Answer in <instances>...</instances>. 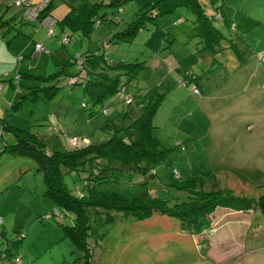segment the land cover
I'll return each mask as SVG.
<instances>
[{"label":"rangeland","instance_id":"obj_1","mask_svg":"<svg viewBox=\"0 0 264 264\" xmlns=\"http://www.w3.org/2000/svg\"><path fill=\"white\" fill-rule=\"evenodd\" d=\"M12 1L0 0V21L15 23L8 31L0 29V55L15 31L14 40L22 47L14 62L0 63L3 121L35 132L48 148L71 147L69 136L79 137L80 145L107 137L100 125L124 103L113 95L100 109L101 103H92L83 83L70 78L78 62H59L49 52L73 55L105 49L109 62H141L128 81L130 93L147 85L164 93L153 123L156 136L170 151L158 168L159 176L146 179L126 172L100 182V188L165 194L172 180L204 189L229 187L256 198L264 193V0H200L209 15H215V3L219 5L232 24L214 21L225 37L210 69L213 55L198 51L195 14L184 0H122L117 5L103 0L98 11L105 14L104 21L88 35L59 23L49 33L26 18L24 5ZM79 1L52 0L51 12L60 19ZM154 2L155 16L147 17L131 39L112 36L139 7ZM65 33L68 40L60 46ZM35 42L43 48L35 50ZM189 68L197 77L186 76L188 83L183 85L181 75ZM5 137L12 140L13 133H3L0 144ZM85 174L84 169H74L64 173V180L73 192H80ZM43 189V175L33 158L0 153V264H87V256L89 264H264L263 216L225 206H216L209 214L210 227L195 234L181 229L177 217L159 212L114 221H105L102 213L91 220L90 254L85 255L64 232L63 224L72 221V214L56 206ZM172 192L168 195L186 197L185 191Z\"/></svg>","mask_w":264,"mask_h":264},{"label":"trees","instance_id":"obj_2","mask_svg":"<svg viewBox=\"0 0 264 264\" xmlns=\"http://www.w3.org/2000/svg\"><path fill=\"white\" fill-rule=\"evenodd\" d=\"M108 1L110 5H117L122 0ZM102 3L103 0H80L77 5L70 6L60 19L56 18L57 23L62 27L66 25L72 31H80L88 35L92 27L99 26L104 21L105 14H100L98 11ZM51 4L52 0L44 7L43 13L52 14ZM155 4V2L147 3L139 7L135 17L125 27L114 31L112 36L131 39L139 28L144 26L147 17L155 16L151 14ZM184 4L195 14L194 34L199 37L198 51H207L213 55L209 66L211 68L216 59L214 54L222 48L221 40L225 37L214 21L220 19L230 27L232 24L216 3L215 15L207 14L200 0H184ZM0 26L3 27L1 21ZM59 44L64 45L65 41L60 40ZM229 45L238 53L234 43ZM49 52L59 62L60 60L62 63L65 60L78 62V71L70 76L78 77L92 103H101L100 109L105 108L104 101L113 95L123 102L117 96V90L121 85L127 86L131 76L137 73L141 64L140 61L109 62L106 60L105 49L78 51L73 55L62 50ZM186 71L185 75H181L180 81L184 79L188 82V79L197 76L193 72L191 74L189 70ZM121 75H125L126 78L121 80ZM186 76L189 78L186 79ZM131 94L133 101L123 102L124 105L116 114L106 117L100 125V128L108 133L107 137L65 149L48 148L35 132L20 129L0 118L2 127L0 140L3 133L8 131L13 133L12 140L1 142L0 153L6 151L9 154L28 155L33 158L36 168L43 175L42 193L56 206L72 214V221L63 224L64 232L72 242L84 250L85 255L90 254L87 238L91 233V220L97 215L101 216L102 213L105 221H114L120 216L144 219L154 212H159L177 217L179 227L193 234L210 227L209 214L216 206L240 211L251 210L253 216L256 212L260 213L264 220V193L256 198L236 194L229 187L216 186L204 189L196 184L191 187L178 185L172 180L166 183L165 194L152 193L149 189L123 193L100 188L98 186L100 182L113 177L118 178L126 172L139 173L146 176V179L159 176L158 168L165 164L170 151V147L165 146L156 136L153 123V117L164 93L154 85L146 87L142 92L138 90ZM113 103L114 100L110 102ZM83 105L86 107L87 102ZM134 107H139V113L135 116L131 114ZM74 169L86 170L84 189L80 192H73L64 180V173ZM169 185L174 189L170 190ZM177 190L185 191L186 197L177 198L171 195L173 198H170L168 194H173L172 191ZM89 261L90 258L87 256L85 262L89 264Z\"/></svg>","mask_w":264,"mask_h":264},{"label":"built area","instance_id":"obj_3","mask_svg":"<svg viewBox=\"0 0 264 264\" xmlns=\"http://www.w3.org/2000/svg\"><path fill=\"white\" fill-rule=\"evenodd\" d=\"M50 0H41L39 2H34L33 0H13L12 4L14 5H24L25 10L24 14L28 20L35 21L37 24L41 26L47 27L49 33L52 31V27L57 23V19L51 13H43L44 7L47 6ZM68 35L65 33L62 35L61 41H67ZM43 48L41 43L35 42V50ZM71 80L76 81L78 79L77 76H71ZM187 81L181 79V84L187 85ZM192 90L194 92H198V88L193 86ZM117 96L124 102V103H131L133 101L132 94L128 91L126 85H121L117 90ZM82 104H85L83 101ZM2 131L1 123H0V134ZM68 142L72 146H77L80 144V138L77 136H69L67 138ZM58 212V210H57ZM56 212V213H57Z\"/></svg>","mask_w":264,"mask_h":264},{"label":"crops","instance_id":"obj_4","mask_svg":"<svg viewBox=\"0 0 264 264\" xmlns=\"http://www.w3.org/2000/svg\"><path fill=\"white\" fill-rule=\"evenodd\" d=\"M2 23H3V27H0V29H1V31H8L10 28H15V23H14V21H12L11 19H5L4 21H1ZM15 33H16V31H15ZM15 33H14V35H13V37L12 38H10V39H7L6 40V42H5V46H6V51L2 54V55H0V63L2 64V65H7L8 63H11V62H14V60H15V55L17 54V52H19L20 51V48L22 47V42H20V41H16V40H14L16 37H14L15 36ZM190 68H191V66H190ZM188 69L189 71H190V73L192 74V70L191 69ZM210 67L208 66V68L207 69H209ZM206 69V70H207ZM194 73V72H193ZM195 75V74H194ZM196 76V75H195ZM197 77V76H196ZM195 77V78H196ZM189 78V77H188ZM191 79V78H190ZM11 82V81H10ZM165 82V80L163 79L162 80V84ZM148 86H150V85H147V86H145V88L146 87H148ZM145 88H141V87H138V89L136 90V92L139 90V91H144L145 90ZM135 93V92H134ZM139 113V107H134L132 110H131V114L133 115V116H135V115H137ZM0 117H1V115H0ZM2 118V117H1ZM5 139L6 140H4L5 142L9 139L10 140V138H8V137H5Z\"/></svg>","mask_w":264,"mask_h":264}]
</instances>
